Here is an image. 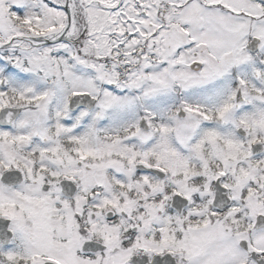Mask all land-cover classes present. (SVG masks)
Listing matches in <instances>:
<instances>
[{
    "label": "snow or ice",
    "instance_id": "1",
    "mask_svg": "<svg viewBox=\"0 0 264 264\" xmlns=\"http://www.w3.org/2000/svg\"><path fill=\"white\" fill-rule=\"evenodd\" d=\"M0 264H264V0H0Z\"/></svg>",
    "mask_w": 264,
    "mask_h": 264
}]
</instances>
